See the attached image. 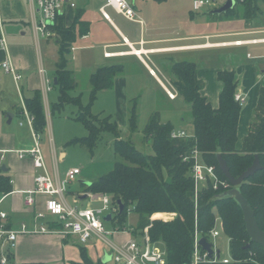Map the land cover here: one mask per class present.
Listing matches in <instances>:
<instances>
[{"label": "crops", "instance_id": "1", "mask_svg": "<svg viewBox=\"0 0 264 264\" xmlns=\"http://www.w3.org/2000/svg\"><path fill=\"white\" fill-rule=\"evenodd\" d=\"M128 2L136 13L134 20H128L115 8L108 7L106 0H77L76 8L65 9L63 14H66L67 26L73 23L77 9L83 11L82 21L90 26L89 33L72 45L67 55V69L70 70L69 56L77 62L76 69L80 67L93 69L91 74L100 68L123 66L114 86L103 91L115 93L117 111L125 121L127 117L130 118L128 113L131 110L132 94L135 93L124 74H144L156 93L162 97L164 94L169 99L165 92L168 88L159 74L170 73L169 83L173 82L175 85L174 66L182 62L193 63L198 69V78L203 82L202 95L214 109H217L223 90V83L219 80L218 74L222 71H233L238 83L236 94L246 98L238 126L237 149L242 150L244 139L255 121L260 91L264 87L263 3L260 5L262 11L252 20L244 19L243 12H240L239 16L219 21L220 17L214 14L218 10L215 5L203 9L205 14L197 16L198 13L193 10V2L189 3L190 11L181 8L183 5L181 0H128ZM38 13V5H33L30 0H0V36L7 44L6 49H0V166H6L13 185V191L1 203L0 211L7 214L8 219L5 223L11 229H19L22 223L34 228L35 212L46 211L48 199L46 196H37L36 208L33 209L26 207V195L22 193L32 190L38 173L43 174L42 170L34 167L31 156L20 157V152L30 151L36 145L33 129L29 125L24 129L26 125H21L23 120L21 107L25 100L34 97L36 91H40L43 100L46 116L44 134L49 136L50 151L42 148L41 143L40 146L46 168L48 165L47 171L49 167L54 169V178L49 173L50 169L48 173L56 181L61 179L59 163L66 156L63 151L57 153L53 138L47 129L50 108L48 94L46 95L44 90L47 88L46 80L51 82V88L55 85L57 60L54 79L49 80L43 54L45 46L49 47L54 40L42 42L37 36L36 25L40 23ZM206 14L212 18L211 21L204 16ZM215 22L216 24H213ZM56 45L57 59L59 47L57 43ZM132 49L140 52L141 56H137ZM219 59L226 64L223 69L215 67ZM6 60L21 76L18 82L13 75L2 71V64ZM167 66H170V70ZM70 71L74 73L73 70ZM9 81L17 87L20 105L15 104L10 97ZM9 114L13 115L11 123ZM15 120L18 126L14 127V130L7 128V125L13 124ZM72 169L75 168L69 170ZM85 194L88 193L82 189L75 197L78 201H83ZM174 216L172 219H162L170 221ZM41 224L42 221L37 223ZM124 230L115 236V242L121 245L133 238L132 234L126 231V227ZM80 245L77 238L65 240L58 236L21 235L14 248L13 260L18 264H76L81 262ZM104 251L105 249L99 253L97 250L96 252L90 250L89 255L94 261L98 259L103 261L106 254ZM109 263L112 264L111 262L106 264Z\"/></svg>", "mask_w": 264, "mask_h": 264}, {"label": "trees", "instance_id": "2", "mask_svg": "<svg viewBox=\"0 0 264 264\" xmlns=\"http://www.w3.org/2000/svg\"><path fill=\"white\" fill-rule=\"evenodd\" d=\"M242 5L243 18L252 20L262 11L260 5L264 0H235ZM234 7V8H235ZM234 8L223 15H230ZM83 11L77 9L73 23L66 25V14L57 18L52 31L57 34L59 60L56 64L55 77L59 90V101L56 108L72 102L78 105L77 120L88 130V137L75 139L71 144L82 145L94 154L96 145L105 132L115 136L114 153L121 159L108 174L92 182L90 186L83 184L85 193L109 195L117 207L118 201L125 205L124 211L112 218L114 224L125 229L123 224L131 211L139 215L136 236H142L146 228L155 245L163 247L167 253V264H190L194 254L196 231L202 238L211 242V232L217 219H220L222 230L229 239V264H264V248L251 242L246 230L243 212L233 198L220 197L229 191L215 182L208 180L198 194L195 202V166L194 152L198 151L204 165L214 167L220 182L228 179L222 172L218 155L227 162L233 177H240L259 156L263 169L241 185L244 197L251 205L258 225L264 231V87L261 88L256 108L255 121L244 139L242 150L237 149L238 126L242 105L236 101L237 79L233 71L219 72L218 78L223 83L219 107L214 109L208 99L202 95L203 82L198 78L195 64L182 62L174 66L175 86L184 102L190 105L193 135L188 138L172 137L175 127L171 123H163L160 114L151 116L145 129L146 140H151L153 155L139 152L131 139L123 140L119 128L111 116L103 118L92 113V106L101 91L114 86L115 79L123 70V66H111L98 69L91 75L92 91L90 102L84 106L80 97L73 99L70 92L77 84L74 73L67 69V55L78 39L87 35L89 24L82 21ZM220 18L222 15H216ZM25 106L34 118L33 128L38 135H43L46 127V116L40 91H36L31 99L25 100ZM137 102L130 110L129 127L134 133L138 130ZM13 191L11 177L0 166V195ZM172 215L173 220H154L156 215ZM0 219V224H1ZM138 233V234H137ZM249 246V247H248ZM81 262L76 264L95 263L89 251L80 245ZM9 264H14L13 253L7 252ZM1 260V255H0ZM1 264V262H0ZM42 264V263H31ZM223 264V263H216Z\"/></svg>", "mask_w": 264, "mask_h": 264}, {"label": "rangeland", "instance_id": "3", "mask_svg": "<svg viewBox=\"0 0 264 264\" xmlns=\"http://www.w3.org/2000/svg\"><path fill=\"white\" fill-rule=\"evenodd\" d=\"M181 1L183 2L181 8L183 10L190 11L191 10L190 4H192L193 1L192 0H181ZM226 2L227 0H217V3L214 5L217 6V9H220L226 4ZM263 6L264 4H262V7ZM241 10H242V5L238 4L230 15H222L223 17H221L219 21L221 20L227 21L228 18L232 16H239ZM201 11L196 12L198 13L196 15L198 16L199 14L204 13L203 11L202 12ZM38 15H39L38 16L39 21H41L43 19V15L39 13ZM204 16L206 18H209L210 21L212 20V18H210L207 14ZM213 24H216V22ZM55 38L52 39V41L55 40ZM40 40L42 42H47V40L43 38H41ZM43 56L45 59L44 66L47 77L49 78V80H52L54 79L55 60H57V62L59 60V55L58 58L56 59L57 45L55 41H53L49 47L48 45L45 46ZM68 59H69V69L74 71L75 80L77 84L76 88L73 89L69 95L73 99L80 97L82 104L86 106L90 102V93L92 91L90 76L92 75L91 73L94 70L85 69V67H80L79 69H76L75 64L77 62H74L71 56H69ZM225 65L226 64H223V62L219 59V61L215 64V67L223 69ZM167 67L168 70H170V66ZM2 71L5 72L4 69H2ZM168 75H170V73L159 74L161 80L168 88V90L165 91L168 98H169L168 93L174 94L175 99L169 98L170 100H177L174 102H171L169 99H167V97H165L164 94L163 97L158 95L154 90V88L150 86L148 78L144 74H124V76L128 77L130 81V87L133 88L132 91H134L135 93L132 94L133 96H132L131 108L134 106V102L135 103L137 102L138 105L137 108L138 130L136 132L133 133L130 130L129 117H127L125 121V119L121 117V113L117 111V107L115 105V100L117 99L114 92L103 91L102 93H99L98 95L99 98L97 99V101H95V103L92 106V113L95 115H100L103 118L107 116H111L112 120L116 122L118 125L121 138L123 140L131 139L135 144L136 149L144 155L154 154V151L152 149V142L151 140H146L144 129L151 116L156 113L160 114V118L163 122L166 123L167 121H170L175 126L174 132L184 131L188 136H192L194 129L191 122L192 119H191L190 105L186 104L182 100L183 98L178 94L176 86L172 84L173 82L169 83ZM8 84L10 85V87L8 88L10 97L12 98L13 101H15V104L20 105V99H19L17 87L13 82H10ZM58 97H59V90L52 87L51 91L48 93L50 115H47L48 117L47 129H48V133L50 132V135L53 138L57 153H60L61 151L66 153V156L59 163V174L61 176V180L65 182L67 180V174L70 171L69 169L77 168L80 169L82 172L80 175L76 177L75 180L68 182L66 185H64L65 192L67 195V200L71 206L77 207L79 209H85L88 207H92L94 209L102 208L103 204L99 201L91 202V200L90 199L88 200V198L83 201L80 200L78 201L75 195L78 192H82V189H85L82 187V183L96 182L99 178L111 172L114 169L115 164L121 161V159L114 153L113 150L114 149L113 143L116 138L112 133H108V132L103 133L96 145L94 154H91L88 148L85 146L71 144L75 139H84L88 137V130L86 129L84 124L79 122L76 118V116L79 114V107L77 104L70 102L67 105L56 108L57 110H54V106L57 104L56 102L58 100ZM128 114L130 116V113ZM23 120H24V124L26 125V126L24 125L25 126L24 129H26V127H28L27 126L28 123L24 117ZM16 126H18L17 120H15L13 124L9 126L7 125V128L10 127V130L12 129L14 130V127ZM48 142H49V136L47 134H43L42 137L40 136L39 145L41 143L42 148L46 149V151L48 150L49 152L50 146ZM26 155L31 156L29 153L25 154V157ZM49 169H48L49 173L54 178L55 177L54 169L50 167ZM46 197L48 198V196ZM171 217L173 216L161 215V217H157V218L169 219ZM158 219L155 218L154 220H158ZM138 223H139V215L135 211H133V208L131 207V211L126 218V222L123 224V227H126L127 229L126 231L132 234L133 237L132 239H136L139 243L143 244L144 243L143 237L146 231L143 232L144 234L142 236L140 235L136 236V234L133 231L131 232V230H138L137 229ZM104 225H105V229L108 232L113 233V235L108 236V238L115 242V236L117 235V233L114 232L117 231V229L119 230V233L123 232L122 227H119V225L114 224L113 222H106ZM221 226L222 224L220 219H217L214 229H220ZM211 241L212 243H214V245L218 247V249L221 252V256L223 258L226 257L230 258L229 239L224 234V232H221L220 237H218L216 240H211ZM86 247L88 251L94 250V252H96L97 250L99 253L101 250L105 249L104 243L102 241L99 242L95 239L90 242V245H86ZM160 248L164 250L163 247ZM11 252L14 253V249H11ZM98 261H102V260L98 259L97 261L94 262L97 263ZM14 264H18V263L15 262Z\"/></svg>", "mask_w": 264, "mask_h": 264}, {"label": "built area", "instance_id": "4", "mask_svg": "<svg viewBox=\"0 0 264 264\" xmlns=\"http://www.w3.org/2000/svg\"><path fill=\"white\" fill-rule=\"evenodd\" d=\"M11 1V0H3ZM77 0H30L34 5H38L39 13L43 15V19L36 25L37 36L39 39L43 38L48 41L56 37V33L52 31V27L56 24L57 18L61 16L67 7L75 8ZM217 3V0H193V10L199 12L209 6ZM108 7L115 8L118 12L123 14L128 20H134L136 13L133 6L127 0H106ZM6 40L0 36V49H6ZM133 51V49H132ZM134 52V51H133ZM139 52H136L137 56ZM2 68L7 74L13 75L15 81H19L21 76L17 74L12 64L6 60L2 64ZM44 72V70H42ZM47 88L44 92L47 95L52 89L51 82L46 80ZM170 99H175L173 93H168ZM236 100L242 104L246 98L242 95L236 94ZM22 116L26 119L28 125L33 129V136L35 138V147L27 152H20V157L24 158L25 154L29 153L34 161V167L37 170H42L43 174L37 175L35 178V186L32 190L22 192L26 195L25 205L27 208H36L37 199L39 195L48 196L46 201V212H35L34 228H31L26 223H22L19 229H11L5 223L8 219L6 213L0 211V255L1 264H9L7 252L14 249L17 244L19 236H58L62 239L77 238L81 245L86 246L92 240L102 241L105 246L106 253L111 256L112 264H167V253L162 250L160 246L151 242L149 237V229L144 231V243H139L136 239H131L125 244H117L110 240L108 236L113 233L105 229V216L116 214L119 207L115 206L113 200L106 194L88 193V200L91 202L99 201L103 204L102 208L94 209L88 207L79 209L69 204L65 192V186L68 182L76 179L81 174L80 169H72L67 174V180L64 182L61 179L56 181L51 177L46 168V162L43 152L39 145L40 135H38L33 128L34 118L30 116L26 107L23 108ZM21 125H24L22 120ZM174 138H188L185 132H173ZM201 154L198 151L194 152L195 166L193 169L195 180V202L197 204L198 194L202 186L210 179L215 182V189L218 190L222 186L225 190L232 189L230 183L220 182L214 167L204 165L200 160ZM12 183V182H11ZM11 194V193H10ZM9 194L0 195L1 203L8 197ZM42 221L43 224L37 225ZM122 231H125L124 229ZM223 232L222 226L220 229H214L211 232V240H216ZM114 233H119V230ZM202 239L201 235L196 231L194 254L190 264H229L232 262L231 258H223L221 252L214 243L212 244L213 254L204 251L199 242ZM212 242V241H211ZM104 251V253H105ZM218 251L220 255H218Z\"/></svg>", "mask_w": 264, "mask_h": 264}, {"label": "water", "instance_id": "5", "mask_svg": "<svg viewBox=\"0 0 264 264\" xmlns=\"http://www.w3.org/2000/svg\"><path fill=\"white\" fill-rule=\"evenodd\" d=\"M235 5H236L235 0H227L226 4L223 7H221L220 9L216 10L214 12V14L223 15V14L227 13L229 10L233 9L235 7ZM54 83H55V85L58 84L57 79H55ZM8 117H9V123H11V121L13 119V115L9 114ZM217 157H218V162H219V165H220L222 172L224 173L225 177L228 179V181L230 182V184L232 186V189L223 193L220 197H224V198L230 197V198L234 199L236 204L240 207V209L243 212L244 221L246 224V230L250 236L251 242L259 244L260 246H262L264 248V231L261 230V228L259 227L257 219L255 217V213H254L251 205L247 201V199L244 197V195L241 191V188H240L241 185L246 180H248L249 178L254 176L258 171H261L263 169L259 156L256 155L253 165L238 178H235L232 176V174L230 173L229 167L227 165V162L224 160L223 156L221 154H219ZM2 168H3L4 172H8L5 165H3ZM84 184H86L88 186L91 185L90 182L89 183L84 182ZM87 198H88V195L85 194L83 196L82 200H85ZM117 204L119 207V214H121L125 209V205L123 204L122 201H118ZM104 219L106 222H111L112 221V215L108 214L107 216H105ZM199 244L204 251H207L210 254V256H212V254H213L212 247L213 246L211 243H209L207 241V239L202 238L200 240ZM218 255H220L219 251H218ZM103 262L105 264L107 262H111V256H109L106 253Z\"/></svg>", "mask_w": 264, "mask_h": 264}, {"label": "bare ground", "instance_id": "6", "mask_svg": "<svg viewBox=\"0 0 264 264\" xmlns=\"http://www.w3.org/2000/svg\"><path fill=\"white\" fill-rule=\"evenodd\" d=\"M70 8H71V7H70ZM75 8H76V7H75ZM73 9H74V8H73ZM194 12H195V11H194ZM199 12H200V11H199ZM103 15H104L105 17L108 18V16L106 15L105 12H103ZM134 52H135V54H136V52H138V51H134ZM138 55H141L140 52L138 53ZM236 101H237V100H236ZM245 101H246V100H245ZM238 102H239V101H238ZM239 103H240L241 105H243L245 102H244L243 104H242L241 102H239ZM24 107H26L25 104L22 105V107H21V113H23V108H24ZM29 114H30V113H29ZM30 116H32V115H30ZM32 117H33V116H32ZM183 132H184V131H183ZM162 216H167V215H162ZM157 217H161V214H160V216H159V215H156L154 218L158 219ZM160 219H162V218H160ZM164 219H165V218H164ZM171 219H172V218H171ZM1 224H2V222H1ZM1 224H0V225H1ZM7 227H8V226H7ZM8 228H9V227H8Z\"/></svg>", "mask_w": 264, "mask_h": 264}]
</instances>
